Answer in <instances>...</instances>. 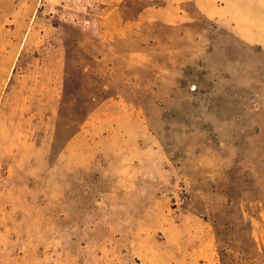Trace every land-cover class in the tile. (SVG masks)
<instances>
[{
  "label": "rangeland",
  "instance_id": "rangeland-1",
  "mask_svg": "<svg viewBox=\"0 0 264 264\" xmlns=\"http://www.w3.org/2000/svg\"><path fill=\"white\" fill-rule=\"evenodd\" d=\"M89 1L0 0V264H264V0Z\"/></svg>",
  "mask_w": 264,
  "mask_h": 264
},
{
  "label": "built area",
  "instance_id": "built-area-1",
  "mask_svg": "<svg viewBox=\"0 0 264 264\" xmlns=\"http://www.w3.org/2000/svg\"><path fill=\"white\" fill-rule=\"evenodd\" d=\"M75 6L81 12H85L86 10L90 9L91 2L89 0H75ZM59 17L64 19L65 15L61 14ZM69 20L76 21L74 16H70ZM82 22L84 23L85 20H82Z\"/></svg>",
  "mask_w": 264,
  "mask_h": 264
}]
</instances>
